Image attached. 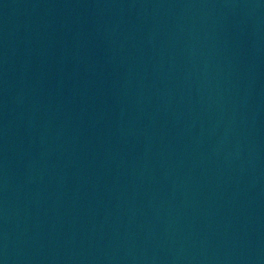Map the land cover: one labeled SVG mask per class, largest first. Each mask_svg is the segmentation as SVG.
Instances as JSON below:
<instances>
[{
    "label": "water",
    "instance_id": "1",
    "mask_svg": "<svg viewBox=\"0 0 264 264\" xmlns=\"http://www.w3.org/2000/svg\"><path fill=\"white\" fill-rule=\"evenodd\" d=\"M0 264H264V0H0Z\"/></svg>",
    "mask_w": 264,
    "mask_h": 264
}]
</instances>
